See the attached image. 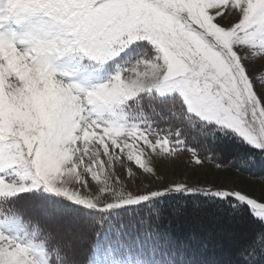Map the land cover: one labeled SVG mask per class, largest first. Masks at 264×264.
<instances>
[{
	"label": "snow or ice",
	"instance_id": "obj_1",
	"mask_svg": "<svg viewBox=\"0 0 264 264\" xmlns=\"http://www.w3.org/2000/svg\"><path fill=\"white\" fill-rule=\"evenodd\" d=\"M255 169L264 0H0V264H264Z\"/></svg>",
	"mask_w": 264,
	"mask_h": 264
},
{
	"label": "rangeland",
	"instance_id": "obj_2",
	"mask_svg": "<svg viewBox=\"0 0 264 264\" xmlns=\"http://www.w3.org/2000/svg\"><path fill=\"white\" fill-rule=\"evenodd\" d=\"M188 159H189V157L185 156V157H182L180 161H177L175 163H171V162H163L162 163L160 161H154V167L157 168L158 173L161 175H164L165 173H167L172 178L186 179L189 176H191L192 170H193V166L191 164L187 163ZM213 171H216L215 165L214 164H207V166L201 170V174L211 173ZM244 175H246V174H244ZM243 179L245 181H247L251 178L250 177H244ZM252 182L257 186V188H259L260 178H256Z\"/></svg>",
	"mask_w": 264,
	"mask_h": 264
},
{
	"label": "trees",
	"instance_id": "obj_3",
	"mask_svg": "<svg viewBox=\"0 0 264 264\" xmlns=\"http://www.w3.org/2000/svg\"><path fill=\"white\" fill-rule=\"evenodd\" d=\"M225 140L227 142V138H225ZM238 146L243 147L245 149H251V151H253V152L257 151L256 149L251 148L247 144H242V145L238 144L236 138H233L232 142L230 144H228V150H231V149L238 147ZM244 174H246L248 176L256 177V178L264 177V169H255L252 171L245 172ZM249 215H250V213H249Z\"/></svg>",
	"mask_w": 264,
	"mask_h": 264
}]
</instances>
